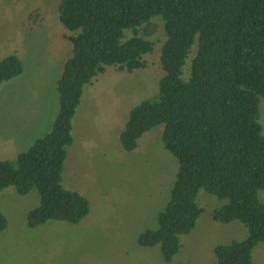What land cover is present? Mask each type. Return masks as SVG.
Instances as JSON below:
<instances>
[{
	"label": "trees",
	"instance_id": "1",
	"mask_svg": "<svg viewBox=\"0 0 264 264\" xmlns=\"http://www.w3.org/2000/svg\"><path fill=\"white\" fill-rule=\"evenodd\" d=\"M159 16L165 40L157 93L129 111L119 134L125 151L163 125L161 141L177 161L169 198L157 227L139 233V246L156 244L164 262L180 247L201 213L200 189L223 204L212 218L240 221L241 240L214 247L216 264H252L251 251L264 241V134L259 99L264 97V0H60L58 18L70 32L71 54L57 79L58 112L48 132L16 154L0 160V192L36 189L39 204L27 212L32 225L47 220L79 222L88 212L85 196L61 184L72 143V118L84 86L106 66L132 71L153 43L140 28ZM129 30V36H125ZM191 55L189 56V54ZM187 64V75L183 67ZM14 54L0 59V83L22 72ZM0 210V232L6 227Z\"/></svg>",
	"mask_w": 264,
	"mask_h": 264
},
{
	"label": "rangeland",
	"instance_id": "2",
	"mask_svg": "<svg viewBox=\"0 0 264 264\" xmlns=\"http://www.w3.org/2000/svg\"><path fill=\"white\" fill-rule=\"evenodd\" d=\"M59 1L0 0V59L14 54L23 67L0 83V160L14 159L48 132L58 112L56 82L71 54L68 36L73 34L59 21ZM140 34L153 43L141 57L142 66L132 71L106 66L84 86L71 121L73 140L61 184L85 196L87 214L77 223L32 225L26 215L39 204L36 189L18 194L6 186L0 192L7 222L0 232V264H216V245L247 236L238 220H214V208L225 200L200 189L195 200L201 213L193 229L180 236L170 262H164L158 244L138 245L139 233L157 227L177 171L175 157L161 141L163 125L144 132L131 151L119 142L129 111L157 93L163 74L162 19L153 17ZM187 64L188 59L184 77ZM259 123L264 134V97L259 99ZM258 196L264 202V189ZM251 256L252 264H264V241L252 248Z\"/></svg>",
	"mask_w": 264,
	"mask_h": 264
}]
</instances>
